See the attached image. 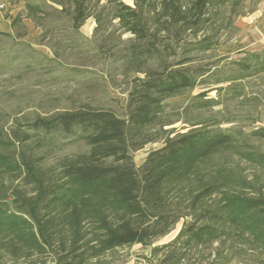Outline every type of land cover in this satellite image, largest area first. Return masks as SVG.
Masks as SVG:
<instances>
[{
    "label": "trees",
    "instance_id": "obj_1",
    "mask_svg": "<svg viewBox=\"0 0 264 264\" xmlns=\"http://www.w3.org/2000/svg\"><path fill=\"white\" fill-rule=\"evenodd\" d=\"M46 1L25 5L44 33L65 16L74 32L92 19L95 38L114 26L131 36L109 57L124 61L125 78L135 76L122 115L82 104L37 118L29 132L0 128V264H113L117 251L164 238L180 223L173 241L153 249L152 264H229L249 253L264 264V127L223 130L231 121L220 111L206 115L223 103L205 94L183 111L171 103L199 86L264 76V50L227 75L203 59L220 48L242 1ZM76 130L87 152L47 166L46 138ZM155 144L138 166L136 153Z\"/></svg>",
    "mask_w": 264,
    "mask_h": 264
},
{
    "label": "rangeland",
    "instance_id": "obj_2",
    "mask_svg": "<svg viewBox=\"0 0 264 264\" xmlns=\"http://www.w3.org/2000/svg\"><path fill=\"white\" fill-rule=\"evenodd\" d=\"M122 1L134 5L133 0ZM241 1V15L235 19L231 30L221 34L220 48L203 57L214 66L213 70L219 69V75L235 71L234 63L242 60L246 54L264 50V27L260 20V15L264 14V0ZM26 2L48 6L46 0H0V19L3 20H0V33L7 31L5 34L9 35L0 34V128L29 132V125L37 118L73 110L82 104L105 107L122 115L130 81L135 74L125 78L124 61H113L109 55L113 51L118 57L124 47L120 41H128L131 36L122 35L114 26L107 34L102 33L95 38V23L92 19L79 32H74L70 19L65 16H60L59 23L63 26L44 33L41 27L37 30L35 23L26 18ZM47 11L52 12L48 8ZM255 15H259L258 19L251 20ZM56 16L51 13L50 18ZM15 19L17 25L9 31L6 25ZM49 22L46 23L47 30ZM43 33L47 37L44 41ZM230 87L242 91L241 97L232 100L226 94L230 92ZM220 89L228 91L222 92ZM199 94H205V99L223 103L206 112L210 116L220 111L222 117L231 121L221 126L223 130L250 132L264 127V76L238 84L199 86L171 103L183 111ZM174 127H184L183 122ZM37 140L34 136L32 145ZM46 140L40 153L47 157V166L61 156L88 150L80 139L79 130L72 135L55 133ZM160 146L148 145L136 153V164L140 166L147 154ZM181 227L182 223L169 235L154 242L117 251L113 256V264H152L153 249L173 241ZM256 257L254 253H249L244 258L236 257L229 264H255Z\"/></svg>",
    "mask_w": 264,
    "mask_h": 264
},
{
    "label": "crops",
    "instance_id": "obj_3",
    "mask_svg": "<svg viewBox=\"0 0 264 264\" xmlns=\"http://www.w3.org/2000/svg\"><path fill=\"white\" fill-rule=\"evenodd\" d=\"M262 18H260V20L263 22V27H264V14H261L260 15ZM258 17H259V15H255V16H253L252 17V19L251 20H256V19H258ZM1 20V19H0ZM1 21H3V20H1ZM5 22V21H4ZM13 23V22H12ZM12 23H10L9 25H6L7 26V29L9 30V31H12V28H13V26H12ZM6 24V23H5ZM34 26H35V28L38 30L39 29V27H37L35 24H34ZM6 31V30H5ZM5 33H7V31L5 32ZM4 33V34H5Z\"/></svg>",
    "mask_w": 264,
    "mask_h": 264
}]
</instances>
